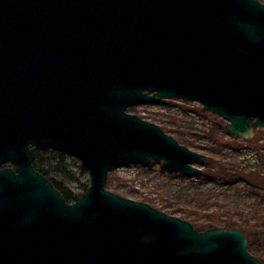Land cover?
<instances>
[{"label": "water", "instance_id": "obj_1", "mask_svg": "<svg viewBox=\"0 0 264 264\" xmlns=\"http://www.w3.org/2000/svg\"><path fill=\"white\" fill-rule=\"evenodd\" d=\"M171 99L236 138L264 131L263 3L0 0V264H264L238 228L200 232L106 189L154 161L204 174L205 154L128 112ZM50 150L90 172L73 202L34 167Z\"/></svg>", "mask_w": 264, "mask_h": 264}, {"label": "rangeland", "instance_id": "obj_2", "mask_svg": "<svg viewBox=\"0 0 264 264\" xmlns=\"http://www.w3.org/2000/svg\"><path fill=\"white\" fill-rule=\"evenodd\" d=\"M259 1L264 4V0ZM128 112L159 125L181 144L205 154L207 162L198 165L204 174L170 172L154 161L149 166L130 165L111 172L106 189L180 217L200 232L216 220L222 222V228L226 222L237 223L248 239L250 253L264 263V189L246 180L251 170L260 172L264 179V131L257 130L251 140L235 139L226 130V120L203 112L198 102L177 99L131 107ZM38 152L44 153L41 158L52 165L53 176L71 188L73 196L87 191L91 175L79 159L52 150Z\"/></svg>", "mask_w": 264, "mask_h": 264}, {"label": "trees", "instance_id": "obj_3", "mask_svg": "<svg viewBox=\"0 0 264 264\" xmlns=\"http://www.w3.org/2000/svg\"><path fill=\"white\" fill-rule=\"evenodd\" d=\"M237 139V138H235ZM44 155L43 152H37L36 153V159L34 161V167L37 171L42 173L44 176H46L52 183L55 185L57 189H59L65 198L71 199L73 198L74 194L69 187H65L64 182L62 180H59L57 177L53 176L54 171L52 169L51 164H46L44 160L41 158ZM62 155V154H61ZM55 175V174H54ZM249 184L253 185L254 187H258L259 189H264V179L262 178L260 172L256 170L249 171V174L247 175V179ZM220 223L216 220V224H209L206 227V229L219 227ZM221 226V225H220ZM225 228H237L240 225L234 222H226L224 225ZM249 236H253V233L251 231L246 232Z\"/></svg>", "mask_w": 264, "mask_h": 264}, {"label": "flooded vegetation", "instance_id": "obj_4", "mask_svg": "<svg viewBox=\"0 0 264 264\" xmlns=\"http://www.w3.org/2000/svg\"><path fill=\"white\" fill-rule=\"evenodd\" d=\"M4 167H7V168H12V167H13V165H12L11 163H8V164H6Z\"/></svg>", "mask_w": 264, "mask_h": 264}]
</instances>
